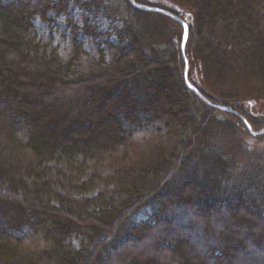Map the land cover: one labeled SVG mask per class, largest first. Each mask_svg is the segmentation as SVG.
Masks as SVG:
<instances>
[{
    "label": "trees",
    "instance_id": "obj_1",
    "mask_svg": "<svg viewBox=\"0 0 264 264\" xmlns=\"http://www.w3.org/2000/svg\"><path fill=\"white\" fill-rule=\"evenodd\" d=\"M73 1L83 0H0V264H264V156L250 160L241 120L184 81L188 63L205 100L264 129L239 105L240 87L216 88L231 83L228 46L251 82L247 99L264 104V0H190L185 59L182 27L129 0L115 43L87 53L75 29L62 58L35 22ZM97 181L91 197L65 191Z\"/></svg>",
    "mask_w": 264,
    "mask_h": 264
},
{
    "label": "rangeland",
    "instance_id": "obj_2",
    "mask_svg": "<svg viewBox=\"0 0 264 264\" xmlns=\"http://www.w3.org/2000/svg\"><path fill=\"white\" fill-rule=\"evenodd\" d=\"M87 1H90V0H83L82 2L73 1L71 4H69L66 14L58 15V16H54V15L51 16L52 21H50L49 24H43L39 20L35 22L36 30L38 34L40 35V38L47 39L50 36L53 37V42H54L53 44L58 49L59 54L62 56V58L66 56L67 51L70 49L71 32L75 29L77 31V39L81 41L83 48L87 53L94 52L96 46H99L100 48H105L107 42H114V43L116 42V38L113 34V28L115 26H118V24L121 23V20L124 17V14L127 10L124 0H95L94 2H96L97 6L91 7L88 9L85 8V5H84V3ZM141 1H144V3H150L148 2V0H141ZM158 5L165 9H174V10H179V11L181 10L185 12V14L188 16L187 20H185L186 22L183 21L185 24L190 21H191L190 23L194 25L196 24L197 15L193 7L191 6L192 3L190 0H160ZM68 13L72 17L71 26L68 24V21H67ZM173 21L176 24L180 25L177 21L175 20ZM85 24H89L91 27L96 29L95 34L97 37L95 38L93 36L91 37L83 32V27ZM191 27H194V26H191ZM166 28L167 30H170V26L167 24H166ZM216 36H219V33H217ZM185 52L186 51L184 50V58L182 57L183 59H185L186 57ZM227 52H229L230 54L228 55V59H229V66H230L229 79L231 80V83L224 82L223 84H220L219 86H217L216 88L219 89L218 92H221V91L228 92L229 89L233 87V85L234 86L236 85L240 87L241 89H244V90H241L240 88H238L239 89L238 92L240 93L239 95L241 97V100L243 99L242 101H239V105L244 108L243 110H245L246 113H248L250 116L254 118L253 120L255 122L262 121V123H264V104L262 102L252 103L250 99H247V95H248L247 90L249 87H251L250 85L251 82L248 78L246 71L243 69V67H241L242 65L237 60L236 53L233 51V49L228 48L227 46ZM194 63L195 62L193 61L191 75L195 73L194 79L199 84L201 82L202 83L204 82V84H207L204 77L199 73V69L194 68ZM185 73L186 74L188 73V63H185L184 74ZM208 91L210 90L208 89ZM219 100L225 101L222 98ZM233 112L235 114H232L229 112H226V113L232 114L233 116H236L240 120L241 118L244 119V117H242L240 113L236 111H233ZM241 122L242 124H244L242 120ZM239 127L236 129V137L238 141L240 142V145H242L245 150H247L248 152L252 154L250 157V160L255 159L257 156H264V133L258 136H253L247 130L243 131ZM255 131L256 133H258L262 130H259V127L255 126V130L253 132ZM90 174H91V170L89 169L86 170L84 175H82L81 180L88 178ZM52 175L54 176V172ZM102 186L103 184L97 181L95 187L89 189L86 192L76 191L75 189H67V188H65V191L71 192L76 197H91L95 195L96 193H98ZM141 219H142V216H139L137 218V220H141ZM23 240H24L25 247H29V248L42 247L44 245L43 242L33 241L30 237H25ZM72 242L74 243L76 247L79 245L78 241L75 239ZM253 256H255V254L250 253L248 257L253 258ZM242 258L244 259L246 257L242 256Z\"/></svg>",
    "mask_w": 264,
    "mask_h": 264
},
{
    "label": "water",
    "instance_id": "obj_3",
    "mask_svg": "<svg viewBox=\"0 0 264 264\" xmlns=\"http://www.w3.org/2000/svg\"><path fill=\"white\" fill-rule=\"evenodd\" d=\"M129 3L133 7L137 8V9H144L145 11L160 13V14H163L165 16H168V17L172 18L173 20L177 21L180 24V26L182 27V30H183L180 49H181V55L184 58L185 45H186V42H187V39H188V26L182 20H180L178 17L172 15L171 13H169L167 11L160 10V9H157V8H151V7L142 6V5H139V4L135 3L134 0H129ZM184 81H185V84H186L187 88L190 89L192 92H194L206 104H208L210 106H213L214 108H216V109H218L220 111L229 112V113L235 114L229 108H226V107H223V106H218V105H212L207 100H205L202 97V95L189 83L186 73L184 74ZM241 120L243 121V123L245 124L248 132L251 135L258 136V135L264 133V129L262 131L258 132V133L253 132L252 129H251V127L247 124V122L243 118H241Z\"/></svg>",
    "mask_w": 264,
    "mask_h": 264
}]
</instances>
